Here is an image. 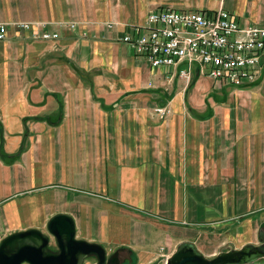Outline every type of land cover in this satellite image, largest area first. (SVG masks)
<instances>
[{"label":"crops","instance_id":"obj_1","mask_svg":"<svg viewBox=\"0 0 264 264\" xmlns=\"http://www.w3.org/2000/svg\"><path fill=\"white\" fill-rule=\"evenodd\" d=\"M164 7L264 26V0H0V22L46 23L0 41V242L60 213L121 264L262 236L264 55L239 87L153 67L123 36Z\"/></svg>","mask_w":264,"mask_h":264},{"label":"built area","instance_id":"obj_2","mask_svg":"<svg viewBox=\"0 0 264 264\" xmlns=\"http://www.w3.org/2000/svg\"><path fill=\"white\" fill-rule=\"evenodd\" d=\"M45 24L21 20L0 22V41L7 38L9 25L31 30ZM33 36L55 39L59 33L40 29ZM123 40L151 66L177 69L188 83L195 68L221 84L227 82L239 87L254 82L264 55V26L242 25L232 12L222 7L214 11L159 8L148 14L143 25L129 28ZM155 112L164 117L171 110L162 106Z\"/></svg>","mask_w":264,"mask_h":264},{"label":"water","instance_id":"obj_3","mask_svg":"<svg viewBox=\"0 0 264 264\" xmlns=\"http://www.w3.org/2000/svg\"><path fill=\"white\" fill-rule=\"evenodd\" d=\"M48 233L28 229L9 234L0 242V264H84L90 257L96 264H121L119 252L108 255L97 242L76 237L71 215L60 213L48 222ZM52 238L56 248L51 247ZM264 258V236L260 243L222 249L214 256L200 252L194 242L184 241L167 258L166 264H250Z\"/></svg>","mask_w":264,"mask_h":264},{"label":"rangeland","instance_id":"obj_4","mask_svg":"<svg viewBox=\"0 0 264 264\" xmlns=\"http://www.w3.org/2000/svg\"><path fill=\"white\" fill-rule=\"evenodd\" d=\"M173 9V8H172ZM154 11V10H153ZM153 11H151V12H153ZM187 11H190V10H187ZM196 11H198V10H196ZM151 12H149V14L151 13ZM229 12H231V11H229ZM147 16H148V14H147ZM124 41V40H123ZM125 42V41H124ZM127 43V42H126ZM129 44V43H128ZM194 77H192V79H193ZM192 79H191V81H192ZM190 81V82H191ZM159 107H162V106H159ZM167 107V106H166ZM160 116V115H159ZM167 116V115H166ZM262 229H264V227L263 228H261V230ZM260 237L261 236H258L255 240H254V242H252V243H254V244H259L260 243ZM246 243H236V241H226L220 248H219V250H218V252L220 251V250H222V249H229L230 247H236V248H240V247H242L243 245H245ZM217 252V253H218ZM216 255V254H215ZM250 264H264V258H261V259H258V260H256V261H254V262H252V263H250Z\"/></svg>","mask_w":264,"mask_h":264},{"label":"flooded vegetation","instance_id":"obj_5","mask_svg":"<svg viewBox=\"0 0 264 264\" xmlns=\"http://www.w3.org/2000/svg\"><path fill=\"white\" fill-rule=\"evenodd\" d=\"M261 235H262V237L264 236V231L262 232V234H261Z\"/></svg>","mask_w":264,"mask_h":264}]
</instances>
